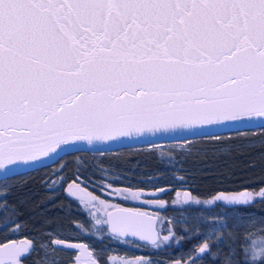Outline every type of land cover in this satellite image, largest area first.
I'll return each instance as SVG.
<instances>
[{
    "label": "snow or ice",
    "instance_id": "6c2138e0",
    "mask_svg": "<svg viewBox=\"0 0 264 264\" xmlns=\"http://www.w3.org/2000/svg\"><path fill=\"white\" fill-rule=\"evenodd\" d=\"M250 118L264 119V0H0V169L5 174L59 155L77 141L195 133L198 126ZM177 195L191 199L190 193ZM258 200L264 201V187L255 194H217L212 203L249 207ZM100 203L105 218L96 223L107 225L115 238L161 241L160 217ZM256 219L249 214L247 222ZM164 231L172 235L163 241L183 239L173 228ZM190 232L201 235L195 227ZM50 244L40 245L44 264H58L49 254L60 246L76 253L72 264H81L82 256L86 264H107L100 251L82 242L54 238ZM211 248L207 240L195 245L190 264L204 256L217 259ZM32 251L27 238L0 244V264H23ZM240 254L243 264H264V246L257 248L248 236ZM236 255L229 247L224 264H240ZM134 264L153 261L138 258Z\"/></svg>",
    "mask_w": 264,
    "mask_h": 264
},
{
    "label": "rangeland",
    "instance_id": "374dc122",
    "mask_svg": "<svg viewBox=\"0 0 264 264\" xmlns=\"http://www.w3.org/2000/svg\"><path fill=\"white\" fill-rule=\"evenodd\" d=\"M165 145H162L161 141H159L150 143L149 146L145 147L128 146L112 149L101 155L92 151L100 157L93 161L92 164L95 176L90 180H86L82 177L81 172L78 171L77 182L72 187V189L75 188L77 191H82V184L84 183L86 186H90L97 196L109 195L111 198L105 204L115 205L117 204L115 200L118 198L120 201L122 198L124 199L123 205L119 207H126L131 203L127 207L147 211L160 217L159 229L162 238L158 245L154 248H149L136 241L115 238L110 233L107 225L96 223L97 219L103 220L105 218V211L101 204L102 207L99 206L97 209L92 228L85 227L83 231L69 232L68 236H61L51 232L48 241L45 239H30L29 241L34 243V251L27 256L23 264H44L45 252L40 248V245L44 242H49V248H51L50 240L54 238L82 242L90 248L100 251L101 261H107V264H122V262L134 264L138 258L151 259L153 264H190L191 256L195 254L194 246L198 245L202 240H207L211 244V251L217 254V259L213 260L209 256H204L197 264H224V256L227 254L229 247L235 248L237 255L234 259L243 264L244 258L240 254V249L245 244L246 236L255 241L257 248L264 246V222L258 219L264 218V201L258 200L249 207L235 206L228 202L212 203L213 198L217 194L234 195L239 194L243 190L218 191L219 193H212L204 198L199 196L203 192L200 191L196 184H193V188L191 185L186 184L187 180H193V174L197 173L195 170L203 168L202 163L206 160L204 159L205 157L217 158L220 154L215 153V151L208 152L206 151L207 149H202L203 144H197L195 140L173 141L165 143ZM84 150L91 151L89 149ZM223 156L227 161H230L227 154H223ZM83 162L84 164H89L87 160H83ZM181 170L184 171L185 177H183V181H178V178L182 177ZM161 172L167 174L163 181L158 180L162 176ZM140 179L149 180L146 185H149L152 180L155 181L149 185L150 187H142L141 189L115 187L114 185L115 182H124V180L130 185H139ZM163 182L165 183L164 185H162ZM175 186L178 187L177 190ZM160 189H164V191H160ZM245 190H252L255 194L259 189ZM121 191L141 192L143 195L136 199L131 198V196L125 199L124 196L119 194ZM177 193H190L191 199L185 201L182 195L178 196ZM112 196L116 198H112ZM157 200L163 201L164 204L157 203ZM249 214L257 218L255 222H247ZM176 221H179V224L173 227ZM221 223L226 224V227L221 228ZM165 227L173 228L174 233L183 237L182 240L193 242V246L187 250L179 249L178 252H174L172 246L177 244L175 239L163 241L165 234L172 235V233L164 231ZM193 227L201 235L197 236L195 233L190 232ZM2 235L8 239H1L0 237V244H7L10 241L19 242L25 239L23 236L12 237L14 234L8 231ZM220 236L224 237L223 243L218 242ZM100 237H103V239H100ZM208 237H211V239H208ZM75 255L74 251L60 247V250H55L49 254V259L55 257L58 260V264H72ZM110 257L112 258L111 260L109 259ZM86 261L87 257L82 256L81 264H86Z\"/></svg>",
    "mask_w": 264,
    "mask_h": 264
},
{
    "label": "trees",
    "instance_id": "16d2710c",
    "mask_svg": "<svg viewBox=\"0 0 264 264\" xmlns=\"http://www.w3.org/2000/svg\"><path fill=\"white\" fill-rule=\"evenodd\" d=\"M182 140H195L197 144H203L202 149L220 154L217 158L205 157L206 160L202 163L203 168L195 170L197 173L193 174V180L188 178L189 180L186 181V184L191 185L192 188L193 184L197 185L203 192L198 194L200 197L205 198L212 193H219L218 191L229 192L264 187V125L183 139L164 140L161 144L166 146L165 143ZM149 144L133 146L145 147ZM92 151L101 155L110 150L79 149L67 152L52 163L0 178L1 239H8L1 236L8 231L14 234L12 237L23 236L27 240L45 239L48 241L51 232L68 236L69 232L80 231L74 227L76 224L83 225L84 228H92L97 209L103 206L100 202L107 203L111 197L109 195L97 196L91 187L84 183L82 191L72 189L77 182L78 171L86 180L95 176L92 164L100 157ZM223 154H227L230 161H227ZM83 160L89 161V164L82 163ZM181 173V176L185 177L183 170ZM161 174L158 180L163 181L167 174L165 172ZM154 181L152 180L150 184ZM178 181L183 180L178 178ZM5 182L7 188H5ZM147 182L149 183V180L140 179L139 185H130L124 180V182H115L114 185L115 187L141 189L150 185H146ZM164 184L163 182L162 185ZM175 189L177 190L178 187L175 186ZM81 196L84 197L83 200L80 199ZM93 196L96 197L95 200H92ZM115 201L117 202L115 205L121 206L124 199L121 198L119 201L117 198ZM17 225H19V230H16ZM192 246L193 242L181 240L172 248L174 252H178L179 249L187 250Z\"/></svg>",
    "mask_w": 264,
    "mask_h": 264
},
{
    "label": "water",
    "instance_id": "95a60500",
    "mask_svg": "<svg viewBox=\"0 0 264 264\" xmlns=\"http://www.w3.org/2000/svg\"><path fill=\"white\" fill-rule=\"evenodd\" d=\"M262 120H264V119H261V118H250V119H246L245 121L226 122V123L221 124V125H203V126H198L197 129L195 130V132H200L201 133L203 131L212 130V129H215V128L232 127V126H239V125H248V124H251V123H254V122H259V121H262ZM262 125H264V124H262ZM257 126H261V125H257ZM248 127H256V126H244V127H241V128H248ZM235 129H240V128H235ZM229 130H233V129H229ZM180 133L189 134V133H193V132L192 131H188V130H184V131L174 130V131L163 132V133L156 132V133H145L143 135H134V136H131V137H118L115 140L93 141L91 143L88 142V141H77V142H74L72 145L67 146L66 148H70V150L64 152L63 154H65L67 152H71V151H75V150L81 149L80 145H82V144H86V145H88L90 147L107 146V145H112V144H116V143H127V142H132V141L144 140V139H148V138H162V137H167V136H175V135H178ZM197 135H200V134H197ZM63 154H61L59 157H61ZM51 155H53V154H51ZM34 162H36V161H34ZM34 162H28V163L24 164L23 166H21L20 168H23L25 165L30 164V163H34ZM9 167H12V166H9ZM5 173H6V169H0V175H3ZM10 175H13V174H9L8 176H10ZM122 207L123 208H128V207H124V206H122ZM109 211H111V210H109ZM158 222H159V220L157 221V225H158ZM158 231H159V228H158ZM120 238L128 240L127 238H124V237H120ZM130 240H137V241H139L141 243L150 244L148 242L139 240V238H131Z\"/></svg>",
    "mask_w": 264,
    "mask_h": 264
},
{
    "label": "bare ground",
    "instance_id": "6f19581e",
    "mask_svg": "<svg viewBox=\"0 0 264 264\" xmlns=\"http://www.w3.org/2000/svg\"><path fill=\"white\" fill-rule=\"evenodd\" d=\"M262 124H264V120L259 121V122H254V123H251V124H248V125H239V126H232V127L215 128V129H212V130L203 131L201 133L200 132L189 133V134L180 133V134L175 135V136H167V137H162V138H148V139H144V140L132 141V142H127V143H116V144L107 145V146L90 147V146H88L86 144H82V145H80V148L81 149H89V150H111V149H116V148H120V147H124V146H133V145H139V144H147V143H151V142H158V141H164V140L183 139V138L196 136L197 134L204 135V134H210V133H215V132H220V131H226V130H229V129L241 128V127H244V126H257V125H262ZM68 150H70V148H66V150L64 152H66ZM64 152L60 153L59 155L53 154V155H50L49 157H43L39 161L27 164L23 168H18L15 172H11V173L0 175V178H5L9 174L25 172L27 170H31L33 168H36V167H39V166H42V165H46V164L52 163L53 161H55Z\"/></svg>",
    "mask_w": 264,
    "mask_h": 264
},
{
    "label": "flooded vegetation",
    "instance_id": "af4514ba",
    "mask_svg": "<svg viewBox=\"0 0 264 264\" xmlns=\"http://www.w3.org/2000/svg\"><path fill=\"white\" fill-rule=\"evenodd\" d=\"M125 207V206H124ZM127 207V206H126ZM128 208H130V207H128ZM154 215V214H153ZM157 216V215H156ZM158 228H159V222H158ZM159 231H160V229H159ZM160 235H161V231H160ZM161 238H162V235H161ZM119 239L120 240H126V239H123V238H120L119 237ZM73 241H75V242H79V241H77V240H73ZM127 241H129V240H127ZM131 241H136V242H138V243H140V244H142V245H144L145 247H149V248H154L156 245H151V244H145V243H141V242H139V241H137V240H131ZM159 243V242H158ZM86 245V244H85ZM60 247H62V248H65V249H67L65 246H60ZM68 250V249H67ZM72 251V250H71Z\"/></svg>",
    "mask_w": 264,
    "mask_h": 264
}]
</instances>
